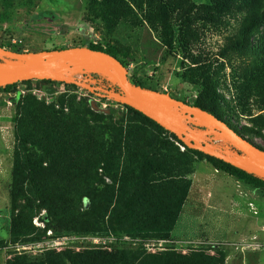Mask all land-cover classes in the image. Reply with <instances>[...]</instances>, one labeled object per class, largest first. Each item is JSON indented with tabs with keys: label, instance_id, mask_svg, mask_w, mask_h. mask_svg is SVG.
I'll list each match as a JSON object with an SVG mask.
<instances>
[{
	"label": "trees",
	"instance_id": "16d2710c",
	"mask_svg": "<svg viewBox=\"0 0 264 264\" xmlns=\"http://www.w3.org/2000/svg\"><path fill=\"white\" fill-rule=\"evenodd\" d=\"M87 1L108 31H113L119 18L138 20L136 11L143 13L144 20L156 30L151 22L153 15H147V10L153 7V0ZM29 2L19 0L17 3L25 5ZM232 2H237L247 11L242 21L244 30L229 40L240 48H248L251 42L244 33L264 19V0H214L218 9ZM3 6L5 11L12 7L7 1ZM6 17L7 12L3 15V18ZM166 45L169 46L168 43ZM84 46L116 57L118 54L126 56L113 46L108 48L94 43ZM251 59V68L240 77L242 84L236 87V99L240 104L252 98L257 103V109L263 110L264 41L252 51ZM85 74L97 76L89 77L91 82L82 81L93 90L121 92L106 75L93 71ZM128 78L136 87L162 92L156 81L146 76L145 69L141 68L139 74ZM43 81L55 82L50 79ZM61 83L75 85L65 81ZM15 84L2 85L0 89L9 90ZM184 102L214 114L264 150V146L251 137L252 134L262 136L263 118L260 114L250 118L255 128L240 125L228 118L222 106L217 80L203 79L194 100ZM120 103L126 107L129 115L124 125L105 122L97 114L88 112L85 104L74 97L62 98L57 108L55 104H46L33 96L24 97L17 105L15 116L11 119L16 139L10 188V241L13 244L20 240H39L47 230L55 234L110 232L140 237L143 242L165 240L187 197L191 183L188 174L193 172L197 158L206 159L214 168L245 185L264 190L263 176L189 148L140 111ZM66 107L68 110H65ZM193 127L198 130L204 128L199 124H193ZM178 145L184 146L183 151ZM230 145V150L214 146L241 154L235 146ZM99 168L110 182L99 176ZM84 198L88 201L87 206L82 204ZM42 210L44 213L40 216ZM36 216L43 223L41 228L33 223ZM223 260L224 254L220 250L210 254L202 250L181 253L145 252L141 249L113 252L65 249L44 252L42 258L36 261L23 253H15L6 260V264H220Z\"/></svg>",
	"mask_w": 264,
	"mask_h": 264
},
{
	"label": "rangeland",
	"instance_id": "374dc122",
	"mask_svg": "<svg viewBox=\"0 0 264 264\" xmlns=\"http://www.w3.org/2000/svg\"><path fill=\"white\" fill-rule=\"evenodd\" d=\"M6 1L12 7L5 11ZM18 1L0 0V50L11 52L8 58L87 43L113 46L126 55L118 54V57L127 67L129 77L145 69L146 76L153 78L162 92L188 102L194 100L203 79L217 80L228 118L250 127L253 116L260 114L264 120V109L258 110L252 98L240 104L236 99V87L242 84L240 77L252 66L251 53L264 41L262 19L244 33L250 47L240 48L230 42V37L244 30L242 21L247 10L237 2L218 9L214 0H153L147 15H153L151 22L156 30L144 20L143 13L136 11L138 20L119 18L113 31H108L87 0H29L25 5H18ZM5 12L7 17L3 18ZM93 76L97 77L85 74L83 78ZM14 83L9 90L0 89V264H6L15 253L36 261L44 252L65 249L181 253L202 250L210 254L220 250L224 254L220 264H264V190L245 185L204 158H197L193 172L188 174L191 183L187 197L165 240L143 242L140 237L110 232L55 234L47 230L39 240L13 244L10 188L16 139L11 119L24 97L33 96L46 104H55L56 108L62 98L74 97L105 122L124 125L129 119L126 107L120 102L101 97L81 85L43 79ZM187 125L195 128L193 122L187 121ZM261 134L251 137L264 146V129ZM213 145L229 150L231 147L218 139ZM179 149L183 151L180 146ZM98 174L110 182L100 168ZM233 180L236 185L232 184ZM82 204L87 206L86 198ZM43 213L42 210L39 215ZM33 223L39 228L43 226L37 216Z\"/></svg>",
	"mask_w": 264,
	"mask_h": 264
},
{
	"label": "water",
	"instance_id": "95a60500",
	"mask_svg": "<svg viewBox=\"0 0 264 264\" xmlns=\"http://www.w3.org/2000/svg\"><path fill=\"white\" fill-rule=\"evenodd\" d=\"M10 54L9 51L0 50V86L29 79H50L84 86L101 97L112 98L132 106L173 133L189 148L200 150L264 177V150L237 133L224 120L198 106L188 104L165 92L134 86L128 78L125 64L112 54L87 46L46 49L33 56L14 54L15 57L8 58ZM95 67H100L98 72L115 82L121 92L106 89L95 91L89 85L68 76L81 71L92 72L88 69ZM187 121L204 128H191ZM207 134L218 135L235 146L241 154H233L206 142L204 136Z\"/></svg>",
	"mask_w": 264,
	"mask_h": 264
},
{
	"label": "built area",
	"instance_id": "2783aa9c",
	"mask_svg": "<svg viewBox=\"0 0 264 264\" xmlns=\"http://www.w3.org/2000/svg\"><path fill=\"white\" fill-rule=\"evenodd\" d=\"M70 75H73V77H75L76 81L80 82V80H83V75H85V72L81 71V72H76V73H71ZM87 82H91L89 78L84 79ZM204 139L206 142L208 143H213L216 139L220 140V141H224L222 138L218 137V135L216 134H207L204 136ZM182 149H184V146L179 145ZM51 232V230H48ZM159 241V240H158Z\"/></svg>",
	"mask_w": 264,
	"mask_h": 264
},
{
	"label": "bare ground",
	"instance_id": "6f19581e",
	"mask_svg": "<svg viewBox=\"0 0 264 264\" xmlns=\"http://www.w3.org/2000/svg\"><path fill=\"white\" fill-rule=\"evenodd\" d=\"M88 70H92V71H100L101 70V68L100 67H95V68H90V69H88ZM203 124H205V123H203Z\"/></svg>",
	"mask_w": 264,
	"mask_h": 264
},
{
	"label": "crops",
	"instance_id": "0c3cea01",
	"mask_svg": "<svg viewBox=\"0 0 264 264\" xmlns=\"http://www.w3.org/2000/svg\"><path fill=\"white\" fill-rule=\"evenodd\" d=\"M232 184H235L236 185V180H233L232 181ZM242 192V191H241ZM244 193V192H243ZM244 194H246V193H244Z\"/></svg>",
	"mask_w": 264,
	"mask_h": 264
}]
</instances>
